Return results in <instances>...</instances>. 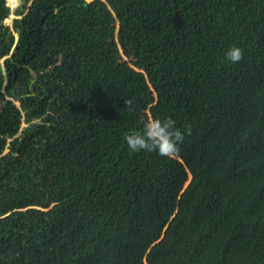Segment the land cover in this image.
Listing matches in <instances>:
<instances>
[{"label":"trees","instance_id":"1","mask_svg":"<svg viewBox=\"0 0 264 264\" xmlns=\"http://www.w3.org/2000/svg\"><path fill=\"white\" fill-rule=\"evenodd\" d=\"M18 1L5 24L0 0V264H264V0H118L153 67L209 70L163 111L191 128L178 158L111 136L127 93L93 49L99 0Z\"/></svg>","mask_w":264,"mask_h":264},{"label":"rangeland","instance_id":"2","mask_svg":"<svg viewBox=\"0 0 264 264\" xmlns=\"http://www.w3.org/2000/svg\"><path fill=\"white\" fill-rule=\"evenodd\" d=\"M6 4L10 7V12L4 19V23L9 24L14 17V7L19 4V1L6 0ZM130 16L126 5L118 0H99L96 17L92 22L91 35L93 49L97 54L113 55L116 61L123 65L115 72L114 79L127 93L126 100L132 99L133 104L129 108L125 105L126 100L122 102L123 117L127 122L117 127L111 136L122 139V152L126 154L133 153L124 139L126 134L143 130L146 120L165 119L163 111L171 94L178 93L183 96L193 92L200 96L202 92L199 93L198 86L205 85L204 79L209 73L207 68H203L205 64L186 70H180L176 62L164 68L153 67L152 62L135 49L134 41L130 38L128 33ZM258 42H260L259 39ZM254 61L257 62L259 59L256 58ZM219 71L225 78L228 71L225 69ZM153 84L158 87L155 88ZM217 91L220 92V90ZM177 156L178 154L175 157ZM188 179L189 174L185 183ZM177 211L176 204L173 212Z\"/></svg>","mask_w":264,"mask_h":264},{"label":"clouds","instance_id":"3","mask_svg":"<svg viewBox=\"0 0 264 264\" xmlns=\"http://www.w3.org/2000/svg\"><path fill=\"white\" fill-rule=\"evenodd\" d=\"M225 55L229 62L235 64L243 59L244 51L238 46H233ZM132 104V99L125 101V105L129 108ZM186 135H191V128L181 130L171 117L152 118L144 122L143 130L126 134L124 139L132 152L155 151L163 157L172 158L180 152V145L184 142Z\"/></svg>","mask_w":264,"mask_h":264},{"label":"water","instance_id":"4","mask_svg":"<svg viewBox=\"0 0 264 264\" xmlns=\"http://www.w3.org/2000/svg\"><path fill=\"white\" fill-rule=\"evenodd\" d=\"M179 156H177V158H178ZM189 178H190V175H189Z\"/></svg>","mask_w":264,"mask_h":264}]
</instances>
